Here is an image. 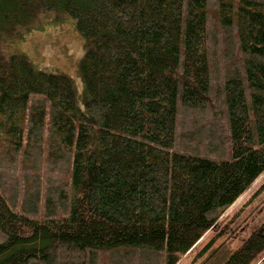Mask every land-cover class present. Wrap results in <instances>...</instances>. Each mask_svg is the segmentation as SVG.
<instances>
[{
	"label": "trees",
	"instance_id": "trees-1",
	"mask_svg": "<svg viewBox=\"0 0 264 264\" xmlns=\"http://www.w3.org/2000/svg\"><path fill=\"white\" fill-rule=\"evenodd\" d=\"M32 8L88 101L0 48V264H178L264 172V0H0V36ZM263 255L264 221L223 264Z\"/></svg>",
	"mask_w": 264,
	"mask_h": 264
},
{
	"label": "rangeland",
	"instance_id": "rangeland-1",
	"mask_svg": "<svg viewBox=\"0 0 264 264\" xmlns=\"http://www.w3.org/2000/svg\"><path fill=\"white\" fill-rule=\"evenodd\" d=\"M9 22L12 23L9 25ZM7 24L0 36L3 57L23 56L36 72L71 79L77 106L84 111L88 96L77 70L84 48L74 21L65 14L44 13L32 8L28 13L14 12ZM263 183L264 172L178 264H223L264 221V189L254 196ZM255 264H264V255Z\"/></svg>",
	"mask_w": 264,
	"mask_h": 264
}]
</instances>
